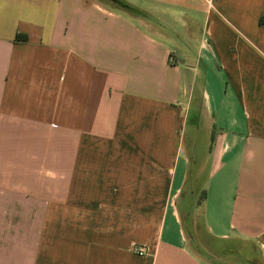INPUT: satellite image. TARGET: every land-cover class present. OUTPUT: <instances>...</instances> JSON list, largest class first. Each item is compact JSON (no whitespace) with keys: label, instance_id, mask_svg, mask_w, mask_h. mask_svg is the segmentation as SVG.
<instances>
[{"label":"crops","instance_id":"0c3cea01","mask_svg":"<svg viewBox=\"0 0 264 264\" xmlns=\"http://www.w3.org/2000/svg\"><path fill=\"white\" fill-rule=\"evenodd\" d=\"M124 1L0 0V264H264V0Z\"/></svg>","mask_w":264,"mask_h":264},{"label":"rangeland","instance_id":"374dc122","mask_svg":"<svg viewBox=\"0 0 264 264\" xmlns=\"http://www.w3.org/2000/svg\"><path fill=\"white\" fill-rule=\"evenodd\" d=\"M189 128H190V123H188V125H187V127L185 128V131H184L185 143L187 145L186 150L188 151V153H190L192 155V158H193L192 167H193V169H195V168H197V165H198L199 161H202V159H203L202 157L205 154L206 142L208 140V137H207L206 134H204L202 132H200V133L197 132L195 134L196 136H195V139H194V148L190 149L189 148L190 144H189V141H188V138L190 136L189 135ZM190 192H194L195 200L197 201L198 198L200 197L199 185L198 186L188 185V186L185 187L184 195L181 197V199L179 201V207H180V209L182 211H185L188 208V204L190 203V200H192ZM184 224H185V229H187V230L190 229V221H189V219H185L184 220ZM200 234H201V236H203V232L202 231H201ZM200 249L202 250V247H200Z\"/></svg>","mask_w":264,"mask_h":264},{"label":"trees","instance_id":"16d2710c","mask_svg":"<svg viewBox=\"0 0 264 264\" xmlns=\"http://www.w3.org/2000/svg\"><path fill=\"white\" fill-rule=\"evenodd\" d=\"M110 2L111 5H113L115 8L125 11V12H129L135 15H143V13L138 10L137 8L129 5L127 2H125L124 0H108ZM203 197V194H202Z\"/></svg>","mask_w":264,"mask_h":264},{"label":"built area","instance_id":"2783aa9c","mask_svg":"<svg viewBox=\"0 0 264 264\" xmlns=\"http://www.w3.org/2000/svg\"><path fill=\"white\" fill-rule=\"evenodd\" d=\"M135 252H137L139 255L146 254V250L143 247L136 248Z\"/></svg>","mask_w":264,"mask_h":264}]
</instances>
